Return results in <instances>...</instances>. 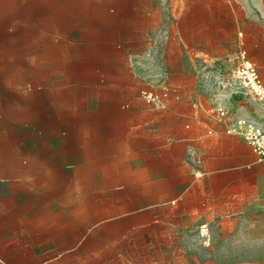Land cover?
<instances>
[{
  "label": "crops",
  "instance_id": "0c3cea01",
  "mask_svg": "<svg viewBox=\"0 0 264 264\" xmlns=\"http://www.w3.org/2000/svg\"><path fill=\"white\" fill-rule=\"evenodd\" d=\"M52 41L79 53H35ZM1 50L111 69L76 109L73 164L0 152V264H264V166L209 113L240 50L264 85V0H0Z\"/></svg>",
  "mask_w": 264,
  "mask_h": 264
},
{
  "label": "rangeland",
  "instance_id": "374dc122",
  "mask_svg": "<svg viewBox=\"0 0 264 264\" xmlns=\"http://www.w3.org/2000/svg\"><path fill=\"white\" fill-rule=\"evenodd\" d=\"M45 46L48 50H35V53L46 52L52 56L62 53L67 57L79 53L64 49L71 47L67 43L52 41ZM50 61L51 64L32 67L27 66L25 60L12 57L10 50L0 51V76L3 77L0 82V152L4 157L18 149L24 160L27 154L34 153L51 160L65 158L63 164H73L78 150L74 130L76 109L81 101L90 105L91 95L111 67L77 65L73 60H67L70 61L67 64L56 63L64 61L62 58ZM232 68V63L225 60L215 69L218 80L212 86L216 89V100H222V104L240 95L248 98L231 78ZM224 105L227 107L228 103ZM258 228V249L263 250L264 225Z\"/></svg>",
  "mask_w": 264,
  "mask_h": 264
},
{
  "label": "built area",
  "instance_id": "2783aa9c",
  "mask_svg": "<svg viewBox=\"0 0 264 264\" xmlns=\"http://www.w3.org/2000/svg\"><path fill=\"white\" fill-rule=\"evenodd\" d=\"M231 78L240 92L250 97L258 109L264 112V85L259 78L257 68L247 59L243 50H240L234 58ZM142 95L147 99H153L147 93ZM209 113L215 121L224 125V134L242 138L255 154L257 162L264 166V120L234 116L224 104L219 103L211 104Z\"/></svg>",
  "mask_w": 264,
  "mask_h": 264
}]
</instances>
